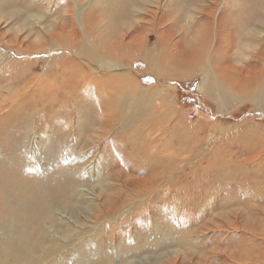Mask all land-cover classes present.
<instances>
[{
  "label": "bare ground",
  "instance_id": "1",
  "mask_svg": "<svg viewBox=\"0 0 264 264\" xmlns=\"http://www.w3.org/2000/svg\"><path fill=\"white\" fill-rule=\"evenodd\" d=\"M70 1L65 13H55L61 15L48 27L56 48L46 59V81L34 83L31 65L37 61L24 40L15 35L16 40L8 42L0 35L4 46L26 55L24 60H17L3 55L0 48V61L7 60L0 65L5 64L6 74L10 75L6 77L12 78L9 94H4L0 86V104L9 107V117L38 116L39 133L46 131V153L44 147L36 150L41 168L34 175H24L17 191L0 190V198L5 200L4 207H0V264H103V231H111L110 247L117 254L114 242L125 238L124 227L131 229L139 222L138 217L150 214L144 204L153 205L161 191H173L163 186L176 187L180 183V175L176 176L180 157L174 155L177 150L167 153L169 126L160 123L164 110L157 101L168 90L141 86L126 68L128 60L132 65L146 63L149 72L167 81L201 78V92L220 110L234 109L246 100L264 112V0H179V7L173 6L178 0H101L104 6L100 9V0ZM16 6L19 12L14 11ZM5 7L7 10H0V23L8 12L17 15L30 9L27 0H5ZM101 21L106 24L100 25ZM43 23L35 20L32 25ZM42 44L40 50L48 51L49 41ZM21 67L27 68L20 71ZM21 84L24 87L14 91ZM22 109L29 112L21 115ZM178 116L172 111L174 129L196 139L195 148L204 150L205 134L201 138L198 128L181 123ZM74 118L79 120L77 124ZM59 120L69 133L65 134L59 125L60 132L54 134L56 127L52 125ZM77 125L83 137L73 138L70 129ZM130 133L141 135L142 146L138 137L125 138ZM197 149L190 152L199 154ZM211 164L208 159L207 166ZM194 165L196 172L204 169L198 162ZM88 167L102 172L104 188L100 193L105 192L104 185L108 188L105 198L93 192L98 203L90 207L97 206V214L81 206L88 191L77 190ZM170 167V172L175 171L173 177L166 170ZM21 168L30 171L25 163ZM121 168L133 173L127 171V179L122 180L126 175ZM39 175L46 176L44 182L33 186ZM114 180L120 182L122 190L113 188L110 183ZM13 196L19 200L16 209L9 207ZM64 213L76 220L83 215L86 225L73 220L78 229L65 226L57 218ZM101 215H105L103 221L99 220ZM49 220L59 224L58 228ZM125 221L128 224L122 225ZM248 234L256 236L254 232ZM88 248L96 254V263L86 260L89 254L84 252ZM246 264L256 263L252 259Z\"/></svg>",
  "mask_w": 264,
  "mask_h": 264
},
{
  "label": "rangeland",
  "instance_id": "2",
  "mask_svg": "<svg viewBox=\"0 0 264 264\" xmlns=\"http://www.w3.org/2000/svg\"><path fill=\"white\" fill-rule=\"evenodd\" d=\"M27 2L30 7L28 11L17 13V15L7 13L3 18V22L0 23V35L7 37L8 42L15 41V35H19L25 41L26 47H31L34 51L32 52V59L37 61L34 65H31L35 74L34 83L37 84L40 80L46 81L48 72L46 59L51 56L52 52L54 53L56 48V43L49 34L52 29L48 27L52 24L54 18L61 15L54 16V14L65 13L67 10L65 5L72 2L70 0H27ZM103 6L104 2L100 0L97 8L100 9ZM173 6L179 7V0L177 5ZM0 10H7L5 0H0ZM14 11L19 12L20 8L16 6ZM175 13L173 11L171 14L174 15ZM35 20L44 23L42 26H39V24L33 26L32 23ZM105 24L106 21L100 22V25ZM112 37L114 39L118 38L117 35H112ZM154 40L151 36V43ZM46 41H49L48 51H41L40 47ZM0 48L2 54L10 56V58L17 60L26 58V55H22L19 50L4 46L1 42ZM0 63H7V60L2 59ZM125 66L131 73L132 78L138 81L141 86L168 90V93L157 101L162 103V110H164L160 123L169 126L167 153L176 150L179 153H174V155L180 157V169L176 174V176L180 175V185L178 184L179 186L176 187L171 184V186H163L162 183L160 186L171 189L170 192L173 190L172 194L161 191V195L155 198L153 205L145 203L144 210L149 209L150 214H144V216L142 214L138 217L139 222L141 220L142 222H138L133 228L127 227L126 224L128 223L126 222L128 221L121 222L122 225L126 223L125 230H123L125 238L114 242L118 248L116 250L118 251L117 254H114L115 249L110 247L111 231L107 228L104 229L100 246L103 248V253L106 254L102 257V263L246 264L251 263L253 259L256 264L258 262V264H264V112L256 109L253 103L246 100L238 103L239 105L234 109L220 110L211 98L201 92V78L196 77L193 80L191 79L192 81L180 79L167 81L156 73L149 72L147 64L144 62H137L132 65L128 60L125 62ZM24 68L21 67L20 71ZM7 75L9 74H6L5 64H1L0 86L4 94L10 93L12 83V78L9 77L10 75L6 77ZM23 87V84H21L18 88H14V91L21 90ZM1 94L0 96H2ZM27 111V109L20 110L21 115L29 112ZM172 111L179 113L178 118L180 119L178 120L181 123H191L196 129L198 128V132L200 131L201 134L198 133V136L204 138L203 134H205L206 141H202L204 150L195 148L196 139L185 137L181 129L180 132L174 129L176 120L171 122L174 119L171 117ZM8 113L9 107L0 104V190L13 189L17 191L24 175H34L41 168L37 163L39 155L36 150L45 146L44 134L46 131L39 133L38 125L41 123L38 122V116L31 118L29 116L13 115V117H9ZM164 118L166 119L164 120ZM74 121V124L79 122L76 118H74ZM63 123L59 120L58 124L52 125L53 128L56 127L53 129L56 132L54 134L60 132L59 125L64 127L65 134L69 133ZM80 123L82 122L80 121ZM78 127L80 128L79 125L72 126L70 129L73 138L77 135L83 137V132ZM72 130H76L77 134H73ZM51 131L49 130L50 133H53ZM210 134L214 136L208 140ZM86 135L84 134V136ZM127 136L135 139L138 137V143L142 146L141 141H139L142 140L141 135L130 133L126 135V139H128ZM195 149L199 154L191 153ZM43 151L45 152V147ZM186 159L188 161H185ZM208 159L211 163H214L211 164L212 167L207 166ZM187 162H191L192 165L186 164ZM197 162L204 169L196 172L193 164ZM23 163L27 165L28 170L30 167V171H23L21 168ZM41 166L44 167L45 164L42 163ZM210 168H212L211 171ZM170 169L171 167L166 169L168 173L171 171ZM121 170L125 175L128 172L133 173L127 168H121ZM85 172L87 174L85 180L77 184V190L88 191V194H85L82 200L81 206L82 208L87 207L86 211H90V214L92 212L97 214V206L93 207L94 209L90 206L98 203L94 199L93 192L99 194L101 189L104 188L100 180L102 172L99 170L94 172L91 167L86 168ZM173 172L175 173V171ZM173 172H170V174ZM45 177L39 175V179L34 182L33 186L42 185ZM126 179L127 175L122 177V180ZM111 182L110 184H113L114 189L122 190L123 186L118 180ZM104 186L105 192L100 193L102 194L101 198H105L106 191H108L107 186ZM4 203L5 200L0 198V207H4ZM16 206H19V200L18 197L13 196L9 200V207L16 209ZM158 207L161 208L158 210ZM260 213L262 214L261 217ZM65 216L68 218H65ZM258 217L261 220L258 219L260 221L256 223ZM57 218H60L59 220L66 224L65 226H72L73 229H78L73 220L86 225L85 218L81 214L79 217L81 219L77 220L65 213L57 215ZM104 218L105 215H101L99 220L103 221ZM148 219H151L152 223ZM49 223L53 227L57 226L58 228L59 226L51 220H49ZM84 224H81V227ZM61 229L65 232L63 228ZM249 232H254L256 236L248 234ZM92 240L95 242V239ZM106 243H109V245ZM89 250L88 248L84 252V254H89L86 260L96 263L98 260L96 254ZM108 251L109 253H107Z\"/></svg>",
  "mask_w": 264,
  "mask_h": 264
}]
</instances>
